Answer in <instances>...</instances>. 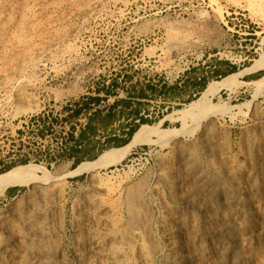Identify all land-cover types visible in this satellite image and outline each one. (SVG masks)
<instances>
[{
    "label": "rangeland",
    "instance_id": "obj_1",
    "mask_svg": "<svg viewBox=\"0 0 264 264\" xmlns=\"http://www.w3.org/2000/svg\"><path fill=\"white\" fill-rule=\"evenodd\" d=\"M262 11L264 0H0V175L36 165L44 189L63 180L66 264L81 258L73 227L92 176L111 188L103 198L114 231L125 232L128 217L147 231L155 248L152 264H173L157 228L171 215L183 227L199 228L194 241L185 240L200 254L195 264H264L254 210L264 217ZM253 65V72L201 99L210 84ZM90 97H99L98 103ZM96 111L94 133L85 134L92 154L116 148L104 144L125 138L135 124L132 136L142 125L183 129L149 136L113 164L75 172L97 158L73 167L67 135L73 127L77 137ZM21 159L27 163L15 165ZM185 167L186 180L173 188L169 172L183 177ZM200 175L204 185L193 182ZM31 190L9 188L0 208L23 205ZM180 191L189 198L179 200ZM231 215L243 223L242 232L229 224ZM127 244L126 263L135 264Z\"/></svg>",
    "mask_w": 264,
    "mask_h": 264
},
{
    "label": "bare ground",
    "instance_id": "obj_2",
    "mask_svg": "<svg viewBox=\"0 0 264 264\" xmlns=\"http://www.w3.org/2000/svg\"><path fill=\"white\" fill-rule=\"evenodd\" d=\"M255 68L256 67L253 65L239 73H233L224 77L217 84H210L203 93L201 99H205L206 95L209 94L214 87L223 85L225 86V84L232 78L238 75H242L244 73L253 72ZM259 81V83H262L264 79L262 78ZM15 97L17 100H20V98L22 99V93L18 92L17 90V92L15 93ZM182 129L183 128L158 129L156 127L142 125L134 133L128 144L121 147L105 150L97 157L95 161L84 162L80 164L76 168L75 172L81 171L84 168H92L94 166L105 163L113 164L123 159L133 146L140 144L147 137L152 135H158L159 137H161L162 135L168 136V134L174 135L182 131ZM38 171L39 167L36 165H23L16 166L0 175V198L4 197L6 191L11 187L29 186L30 188H32V192L30 195L32 198L30 197L31 199L28 202L24 203L23 205L10 203L5 208H0V264H66V260L63 257L61 247V233L62 228L65 225L66 217L63 206L61 207L60 205L62 195L61 184L63 180L61 178H56L54 182L48 186V190L46 188L44 189V187L39 185L40 183L37 184ZM188 174L189 172L187 168L184 169V173L182 174L183 177H180L175 174L174 170L173 172H169V185L177 189L178 184H182L186 180ZM95 177L92 176V178L90 179V187L76 207V217L79 219V223H76V225L73 227V231L77 234V236L79 235L78 242L82 246V253L81 256H79V258L81 257L80 259L82 260L79 259L80 261L78 260V263H76L127 264L125 255L122 250V244L125 241L128 243L127 245H131L134 248L133 250H135V264H152L154 256V253L152 251L155 248L153 247L152 239L148 235L147 231H145L142 225L135 224L130 217H128L129 219L124 220V228L122 229H124L125 232L121 234L120 232L114 231L111 220L112 213H110L111 208L108 207L107 202L103 198L104 194H108L109 192L111 193V188L107 184V186H103L104 184L102 185L101 181H97ZM193 178L191 179L193 180ZM194 181L197 183L199 182L201 185H204V179L202 180L201 175L196 177L193 182ZM179 194V200L180 198L185 200L186 198H189V194L185 193L184 191H180ZM127 200H129L130 202V199ZM254 210L256 212V217L259 221L258 227L256 229L257 234L255 235L264 244V217L261 215L263 212L260 213V210L258 211L256 207H254ZM129 214L127 213L126 215ZM171 216L172 217L169 218L166 217V220L160 222L157 228H159L160 238L162 239L163 244L166 247L165 250L170 253L172 263L195 264L199 262V259H201V257H199L200 254H197L196 251H194L195 248L193 246L195 245H190L192 242H190V244L187 243L188 240L194 241V239L197 237V231L199 230V228L197 229V231H195L188 227H183L177 221V218L175 216ZM230 217L231 218L228 219L229 224L233 226L237 231L242 232L243 228H245L243 227V223L239 220V218H236L235 215H231ZM187 230L188 232H186ZM186 239L187 242L185 241ZM258 254L260 255V252Z\"/></svg>",
    "mask_w": 264,
    "mask_h": 264
},
{
    "label": "trees",
    "instance_id": "obj_3",
    "mask_svg": "<svg viewBox=\"0 0 264 264\" xmlns=\"http://www.w3.org/2000/svg\"><path fill=\"white\" fill-rule=\"evenodd\" d=\"M232 69H234V67H232ZM89 101H92L93 104H97L99 101V97H90ZM85 109L89 108V102H86L85 104ZM81 109H78L75 111V115L78 114V112ZM99 111H96L94 113H92L89 117H88V121L85 125L84 128H82L81 131H79L77 137H75L73 135V127H71V131L68 133L67 138L69 141L73 142V145L69 147L68 152L66 154L67 158H70L73 161V167L77 166L79 163H81L82 161H87V160H94L96 159L99 154L102 152L103 147L100 148V150L94 154L89 153L91 151H88V149L85 147L86 145V141H85V134L87 132H90L91 134L94 133L93 131V127H92V120L95 119V117L99 114ZM148 122L146 119L140 117V123H146ZM139 126V124H135L133 127H131V129H129L127 131V136L125 138H119V139H107L106 143L104 144L105 148H109V147H120L125 145L129 139L131 138L133 132L136 130V128ZM27 160L26 159H21L20 161L16 162L15 165H22V164H26ZM14 165V166H15Z\"/></svg>",
    "mask_w": 264,
    "mask_h": 264
}]
</instances>
